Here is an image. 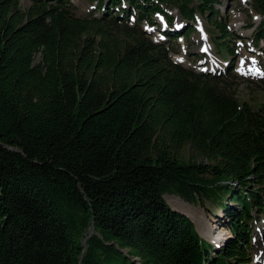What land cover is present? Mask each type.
<instances>
[{"label": "trees", "instance_id": "trees-1", "mask_svg": "<svg viewBox=\"0 0 264 264\" xmlns=\"http://www.w3.org/2000/svg\"><path fill=\"white\" fill-rule=\"evenodd\" d=\"M29 1L0 0V264H249L264 104L236 97L238 35L221 0H93L99 17L76 16L71 0ZM251 6L264 16V0ZM156 15L158 44L127 26H157ZM196 16L230 62L223 72L169 56ZM182 200L214 204L227 242L202 239L201 213Z\"/></svg>", "mask_w": 264, "mask_h": 264}, {"label": "rangeland", "instance_id": "rangeland-1", "mask_svg": "<svg viewBox=\"0 0 264 264\" xmlns=\"http://www.w3.org/2000/svg\"><path fill=\"white\" fill-rule=\"evenodd\" d=\"M251 3L252 0H221L215 7L230 21L229 31L232 37H234L235 34L238 35V38H236L237 54L232 64L234 78L231 81L235 87L236 97L240 103H247L253 108H257L264 104V42L260 41L255 45L254 34L256 29L264 23V16L257 14L252 8ZM20 4L22 8H26L29 6L30 1L20 0ZM95 4L96 2L93 0H71V5L74 7V14L78 17H84L92 13ZM166 9L169 14L175 17L176 23H174V26L177 25L178 27L181 25V29L184 25V21L180 18L177 11L170 8ZM92 14L93 16L99 17L97 12H93ZM156 20L157 26H150L143 21L137 27L134 18L130 17L127 26L129 28L144 31L145 37L153 43L158 44L166 40L163 35V30H166L167 26L163 18L159 15L156 16ZM198 20L199 22L195 24L198 29L196 33H191L189 37L186 38L179 37L176 41L168 43L169 48H171L169 56L175 63H179L196 72H223L226 65L230 62H223V60L219 58L213 45L208 41V36L203 31V21L200 18H198ZM203 45L206 47L204 53L201 52V47ZM182 155L185 159L192 156L187 148L182 152ZM168 197H166V200ZM187 205L199 210L203 222L207 225L206 228L202 225L201 220H197V224L203 230L204 234L209 237L204 235L202 237L199 234L201 238L204 240H206V238L209 239V241L211 240L210 244L212 246L213 243H215V246L224 245L231 237V234L225 227L221 226L224 224L223 222L226 221H224L219 209L214 204L208 203H205L204 208L195 204ZM232 205L236 206L235 204ZM252 217H254L255 222L251 223L253 240L248 252L250 259L249 264H255L256 257L261 259L259 256L262 254L261 252L264 251V213H253ZM213 230H216V233L212 232ZM220 234L224 235L223 239H221Z\"/></svg>", "mask_w": 264, "mask_h": 264}, {"label": "bare ground", "instance_id": "bare-ground-1", "mask_svg": "<svg viewBox=\"0 0 264 264\" xmlns=\"http://www.w3.org/2000/svg\"><path fill=\"white\" fill-rule=\"evenodd\" d=\"M170 197H174V198H176L175 196H170ZM168 198H169V197H168ZM178 199H179V198H178ZM179 200H180V199H179ZM172 209H173V208H172ZM176 211H177V210H176ZM181 213H182V212H181ZM183 214H184V213H183ZM185 215H186V214H185ZM186 216H187V215H186ZM187 217H188V216H187ZM188 218H189V217H188ZM190 220H191V219H190ZM193 223H194V222H193ZM215 231H216V230H213L212 232L216 233ZM217 231H218V230H217ZM197 232H198V231H197ZM224 233H225V232H224ZM198 234H199V233H198ZM200 237H201V236H200ZM213 237H214V236H213ZM204 238H205V237H204ZM214 238H215V237H214ZM206 241L210 243L211 240L209 241V239L207 240V238H206ZM212 242H213V241H212ZM213 245L215 246V243H213ZM263 245H264V244H263ZM215 247H220V246H215ZM263 248H264V247H263ZM263 250H264V249H263ZM261 253H262V256H263V255H264V251H262ZM261 253H260V254H261ZM262 256H261V258H262ZM258 259H259V258L256 257V259H255V262H256V263H255V264H257V263H258V264H262V260H261V259L258 260Z\"/></svg>", "mask_w": 264, "mask_h": 264}, {"label": "water", "instance_id": "water-1", "mask_svg": "<svg viewBox=\"0 0 264 264\" xmlns=\"http://www.w3.org/2000/svg\"><path fill=\"white\" fill-rule=\"evenodd\" d=\"M168 203V202H167ZM169 204V203H168ZM174 210V209H173ZM174 211H176V210H174ZM176 212H178V213H181V212H179V211H176ZM182 215H185V214H183V213H181ZM186 216V215H185ZM197 231V230H196ZM198 233V232H197ZM200 236V235H199Z\"/></svg>", "mask_w": 264, "mask_h": 264}]
</instances>
